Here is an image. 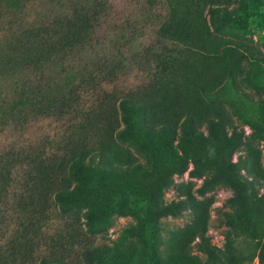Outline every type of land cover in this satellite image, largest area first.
<instances>
[{
  "label": "trees",
  "instance_id": "obj_1",
  "mask_svg": "<svg viewBox=\"0 0 264 264\" xmlns=\"http://www.w3.org/2000/svg\"><path fill=\"white\" fill-rule=\"evenodd\" d=\"M18 3L14 13L0 18L1 121L28 126L47 117L72 114L78 134L92 139L86 144L66 132L42 146L13 142L0 151V264H96L101 247L90 241L83 226L92 232L95 223L128 208L140 217L139 236L153 263L159 264L153 230L167 212L158 206L167 174L156 178L146 200L137 201L92 172L95 165L121 168L108 147L116 139L137 138L134 126L141 117L152 131L173 133L165 100L172 86L192 79L186 69L192 47L187 36L190 14L198 12L206 20L202 17L206 6L211 24L223 31L232 19L229 0H127L133 9L129 19L101 41L97 36L110 20L111 0ZM250 48L247 52L264 62V54ZM131 69L146 77L130 83ZM229 80L234 86L232 74ZM120 81L125 87L119 86ZM193 82L200 91L212 94L203 83ZM86 97H93L88 105ZM160 101L167 113L152 119L153 104ZM242 118L263 132L256 121ZM205 120L226 155L231 156L244 142L243 133L235 127L228 135L223 110L216 109ZM182 129L189 139L200 136L189 112ZM194 162L189 174L201 176L202 159ZM204 162L214 165L217 173L204 180L199 192L226 182L234 191L239 217L248 220V183L239 176L238 163L223 157ZM115 194L121 198L119 203L97 205L98 196ZM93 201L98 209L89 207ZM205 250L209 257L214 255L209 242ZM74 251L81 254V260L71 256Z\"/></svg>",
  "mask_w": 264,
  "mask_h": 264
},
{
  "label": "rangeland",
  "instance_id": "obj_2",
  "mask_svg": "<svg viewBox=\"0 0 264 264\" xmlns=\"http://www.w3.org/2000/svg\"><path fill=\"white\" fill-rule=\"evenodd\" d=\"M21 1L27 3L29 0H0V18L14 13V6ZM126 1L111 0L110 20L101 28L98 41L107 39L109 32L116 31L129 19L133 9ZM229 7L233 11L232 19L227 21L223 31H216L211 24L206 6L202 12L206 20H201L198 12L190 14L191 27L187 28V36L192 47L186 69L192 79L172 86L165 100L173 133L159 128L152 131L141 117L134 126L133 134L137 138L116 139L108 147L111 155L118 158L121 168L106 169L95 165L92 172L95 178L104 177L117 184L121 191L137 201L146 200L156 178L167 174L168 184L158 201V206L167 212L153 230L159 264H264V62L247 52L251 47L252 51L264 54V0H229ZM208 31L211 34L208 35ZM230 74L234 86L229 80ZM144 77L146 73L138 69H131L128 74L130 83L142 81ZM194 80L203 83L212 94L200 91ZM119 86L125 87L121 81ZM85 99L88 105L93 97ZM159 103L161 101L153 104L152 119L166 112ZM216 109L227 114L225 129L228 135L232 134L233 127L243 133L244 142L231 156L224 153L221 142L215 141L205 120ZM186 112L194 117L198 139H189L183 132ZM243 115L261 125L263 132H257L243 120ZM75 118L72 114L51 116L16 127L3 123L0 117V151L13 142L42 146L66 132L88 144L92 138L78 134L73 127ZM149 144L155 150L150 149ZM209 157H223L229 163H238L239 176L248 183V220L239 217L241 210L233 201L234 191L226 182L199 192L204 180L217 173L214 165L203 163V159ZM197 158L202 159L203 174L192 177L189 171L195 167ZM93 183L96 185V181ZM120 200L117 194L105 198L100 195L96 203L114 205ZM88 205L95 206L94 201ZM140 228V217L128 208L95 223L92 232L84 225L83 232L95 246L101 247L96 264H155L145 241L139 236ZM206 242L214 251L212 257L205 250ZM76 252L71 256L81 260V254Z\"/></svg>",
  "mask_w": 264,
  "mask_h": 264
}]
</instances>
